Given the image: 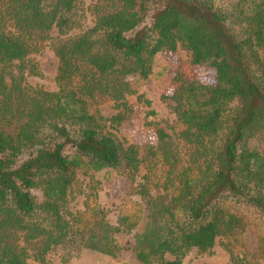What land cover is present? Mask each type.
Listing matches in <instances>:
<instances>
[{
  "label": "trees",
  "instance_id": "1",
  "mask_svg": "<svg viewBox=\"0 0 264 264\" xmlns=\"http://www.w3.org/2000/svg\"><path fill=\"white\" fill-rule=\"evenodd\" d=\"M85 12L77 0H0V264H49L72 241L114 257L115 234L132 231L139 264H184L217 238L230 264H261L264 0H97L89 28ZM45 46L57 59L54 90L26 82L42 75L33 56ZM178 47L190 55L169 95L179 152L161 153L168 134L157 129L140 155L116 131L139 113L129 96L150 104L136 81L154 56ZM103 169L137 197L115 225L98 182L81 190L82 210L69 207L79 177Z\"/></svg>",
  "mask_w": 264,
  "mask_h": 264
},
{
  "label": "rangeland",
  "instance_id": "2",
  "mask_svg": "<svg viewBox=\"0 0 264 264\" xmlns=\"http://www.w3.org/2000/svg\"><path fill=\"white\" fill-rule=\"evenodd\" d=\"M97 0H77L79 6L86 11V20L83 21L88 28L93 25L91 8ZM55 35V30L52 31ZM33 56V55H32ZM37 60L40 76H28L26 82L31 86H41L46 90L56 89L54 77L56 73L57 59L51 49L45 46L44 49L33 56ZM188 50L178 47L174 52L158 53L154 56L151 73L146 80L136 81L138 94L149 100V105L137 101V96H129V102L135 104L139 113L132 123L125 125L116 131L117 136L125 146L136 145L139 148L140 155L145 154V147L155 145L156 130L162 129L168 134L164 143L160 142L157 148L164 155L167 151L179 152L178 148V126L172 111V102L169 95L172 92V79L179 67H183L189 60ZM197 75L203 82L211 83L214 72L208 69L197 71ZM100 110L105 116L109 117L115 113L113 106L103 105ZM150 111L152 113L150 114ZM184 163L183 157L180 164ZM143 173L141 168L140 174ZM90 176V177H89ZM90 181L98 182V203L105 211L107 221L115 225L117 221L118 210L121 203L125 200H137V197L130 195L132 182L121 178L112 169H103L93 172L88 176L81 175L74 191L71 194L69 207L71 211H80L83 209L85 190ZM138 182L139 180L136 179ZM135 184H133L134 186ZM33 193L41 199L39 191ZM136 231L125 234H115V243L119 246L116 256L112 257L103 253L91 250L79 241H72L66 245L57 247L51 252L49 264H139L133 255L135 246L134 240ZM166 259H172V256L165 255ZM184 264H230L228 253L220 245V238L215 241L214 247L208 253H198L196 250L190 251L184 258ZM37 264V263H34ZM264 264V259L261 260Z\"/></svg>",
  "mask_w": 264,
  "mask_h": 264
}]
</instances>
